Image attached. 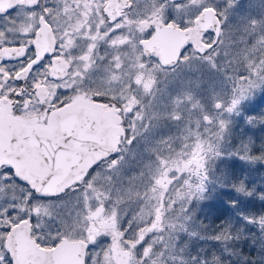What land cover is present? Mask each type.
Wrapping results in <instances>:
<instances>
[{"label": "snow or ice", "instance_id": "6c2138e0", "mask_svg": "<svg viewBox=\"0 0 264 264\" xmlns=\"http://www.w3.org/2000/svg\"><path fill=\"white\" fill-rule=\"evenodd\" d=\"M258 88L264 0H0V264H224L185 238L218 161L264 160L227 147Z\"/></svg>", "mask_w": 264, "mask_h": 264}, {"label": "rangeland", "instance_id": "374dc122", "mask_svg": "<svg viewBox=\"0 0 264 264\" xmlns=\"http://www.w3.org/2000/svg\"><path fill=\"white\" fill-rule=\"evenodd\" d=\"M242 3L252 11L260 10V0H245ZM248 141H252L250 149L253 156L264 153V89L258 88L254 90L246 100L241 102L239 113L232 120L230 143L227 147L230 152H235L242 142L247 143ZM260 172L264 173V160L246 161L234 154L218 161L216 174L223 175L224 182L210 185L205 192V198L192 206L194 210V226L199 235L205 238H185L191 254L207 255L209 261L212 260L214 255L221 256L224 264H244L243 245L236 242L234 244L235 247H239L238 249L235 248L236 254L229 255L228 252L223 250V242L211 239L214 234H219L220 231L212 234L210 232L211 227L205 223L217 209L223 206L228 209L231 218L230 222L225 224L224 227L231 226L234 230L243 232V239L248 240L252 245L255 243V239L258 241L263 240L264 237L261 235L258 238L259 228L245 221V217L257 215L255 212L250 213L251 211L248 213L246 208L244 210L245 204L242 194L237 193L232 187L234 183L243 182L246 189L252 193L246 196L255 199L259 195L257 194V175ZM249 181L255 185L249 187L247 185Z\"/></svg>", "mask_w": 264, "mask_h": 264}, {"label": "trees", "instance_id": "16d2710c", "mask_svg": "<svg viewBox=\"0 0 264 264\" xmlns=\"http://www.w3.org/2000/svg\"><path fill=\"white\" fill-rule=\"evenodd\" d=\"M262 172H260L259 175H257V182H258L257 194L259 195L255 197V199H251V198H248L246 195L242 194L244 204H245L244 210L246 208L248 210V213L250 211H251L250 213L255 212L257 216L264 215V199L260 198L261 195H264V173ZM248 173L250 172L248 171ZM252 180H253V177H252ZM247 185H249V187H252V185H255V184L249 181ZM230 220L231 218H230V213L228 209L222 206L220 207V209H217L215 213H213V216H211L210 219H207V222L205 224H208V226L211 227L210 232L214 234L216 232L221 231V229L224 228V225L229 223ZM259 233L260 231L257 233L258 238H259V235H261ZM255 240L256 241L253 245L246 239L237 241V243L243 245L242 253L244 255L243 256L244 264L245 262H248V264H264V250H262V248H264V245H262V242H264V239L260 241H258L257 239ZM232 247L237 248V249L239 248L238 246L235 247V245Z\"/></svg>", "mask_w": 264, "mask_h": 264}, {"label": "flooded vegetation", "instance_id": "af4514ba", "mask_svg": "<svg viewBox=\"0 0 264 264\" xmlns=\"http://www.w3.org/2000/svg\"><path fill=\"white\" fill-rule=\"evenodd\" d=\"M243 1H245V0H241V2H243Z\"/></svg>", "mask_w": 264, "mask_h": 264}]
</instances>
